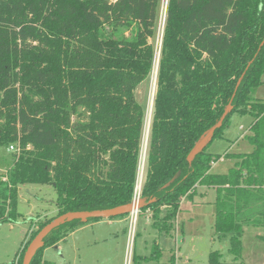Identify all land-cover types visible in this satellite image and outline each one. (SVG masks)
<instances>
[{"label":"trees","instance_id":"trees-1","mask_svg":"<svg viewBox=\"0 0 264 264\" xmlns=\"http://www.w3.org/2000/svg\"><path fill=\"white\" fill-rule=\"evenodd\" d=\"M160 6L161 0H0V147H16L0 174V223L21 217L19 185L49 184L56 191L55 215L37 222L11 264L22 263L28 243L54 217L132 201L146 117L135 93L154 68L149 39ZM263 39L264 0H166L140 210L150 211L160 237H172L181 199L199 185L213 187V233L227 240L232 259L211 250L205 264H261L243 261L241 238L247 228L264 229V102L255 97L264 74ZM233 93L222 125L188 162ZM234 113L252 118V150L209 152ZM221 157L232 158L233 166L211 173ZM101 219L53 229L30 264H54L42 260L45 248ZM161 250L153 243L148 257L132 255V262L177 264L174 254L159 263Z\"/></svg>","mask_w":264,"mask_h":264},{"label":"rangeland","instance_id":"rangeland-1","mask_svg":"<svg viewBox=\"0 0 264 264\" xmlns=\"http://www.w3.org/2000/svg\"><path fill=\"white\" fill-rule=\"evenodd\" d=\"M166 0H161L158 25L155 38L149 39L155 47L160 45ZM157 58V54H156ZM155 70L141 82L137 88L135 97L141 106L145 107V123L142 134V145L139 156L138 182L143 174V157L146 152L147 136L149 129L150 107L155 91ZM264 81V75L262 77ZM261 96L264 101V83L261 84ZM249 115L234 113L229 118V124L224 129L223 138L214 139L209 147V152L223 155L228 150L230 154L249 153L252 145L247 136L249 131ZM15 149L0 147V174L4 175L13 160ZM234 160L230 157L218 159L212 166L211 173L224 174L233 166ZM210 188L199 186L191 198L184 199L176 216V231L174 236H159L151 227V221L146 211L139 209L134 226V238L131 245L127 246V233L129 222L113 225L115 234L97 242L91 238L95 234L107 235L109 226L102 221L93 228L88 227L70 236L65 242H61L57 249L56 244L42 251L43 260L54 264H133L132 255L149 256L153 243L159 242L162 248L159 261H167L171 251L176 252L180 262L205 264L208 253L211 250H220L223 260L231 256L227 253V240L218 241L213 233L215 208ZM211 192V193H210ZM56 191L49 184L26 183L17 189V210L21 217L13 223H0V264H11L18 259V255L27 241L30 232L38 221L54 216ZM150 212V211H149ZM129 217V214H128ZM33 218V220H31ZM256 231V232H255ZM264 236V229L247 228L242 236V259L245 262L264 263V240L256 237V233ZM91 238L90 243L86 241ZM129 254L127 263L126 257ZM139 260V259H138ZM140 261V260H139Z\"/></svg>","mask_w":264,"mask_h":264},{"label":"water","instance_id":"water-1","mask_svg":"<svg viewBox=\"0 0 264 264\" xmlns=\"http://www.w3.org/2000/svg\"><path fill=\"white\" fill-rule=\"evenodd\" d=\"M263 42H264V39L261 42L260 46L263 44ZM242 76L243 75H241L240 78L238 79V81L236 83L235 90L238 87V85L242 79ZM233 96H234V93L231 97V100L226 105V107H225L221 117L218 119V121L211 128H209L206 132H204V134H202L201 137L199 138V140L194 144L193 148L191 149V151L189 152V154L187 156L188 162H191L192 159L194 158V156L198 152H200L211 141L214 131L222 125L223 119L232 109L231 102H232ZM177 175H178V173L175 174V176L170 180V182ZM169 183H167V184H169ZM134 206H135V202L133 203L131 201L127 205L118 206V207H114V208H108V209H102V210H91V211H70V212H66V213H63L61 215L54 217L51 221H49L47 224H45L35 234V236L31 239V241L28 243V245L24 251L21 264H30V262H31L32 258L34 257L36 251L43 246V239L53 229L64 224L65 222L75 220V219H79L81 222H86L90 218L106 219V218L114 217V216H117V215H120L123 213H129L130 210ZM137 206L139 209L142 206V201H141L140 197L137 200Z\"/></svg>","mask_w":264,"mask_h":264},{"label":"crops","instance_id":"crops-1","mask_svg":"<svg viewBox=\"0 0 264 264\" xmlns=\"http://www.w3.org/2000/svg\"><path fill=\"white\" fill-rule=\"evenodd\" d=\"M264 75V74H263ZM263 75L261 76V84L262 83H264V81L262 80V77H263ZM261 84L257 87V89H256V91H255V97L257 98V99H259V100H263V97L261 96ZM264 102V101H263ZM252 122V119L248 122L249 123V125H250V123ZM224 137V136H223ZM229 150V149H228ZM228 150H226V151H224L223 152V155L225 154V153H230ZM225 157H221L220 159H224ZM214 164V163H213ZM213 164L211 165V168H210V172H211V170H212V166H213ZM200 186V185H199ZM199 186H197V187H199ZM196 187V188H197ZM206 187V186H205ZM207 188H210V189H212L211 190V194L212 195H214L215 196V189L213 188V187H207ZM191 198V197H190ZM184 199H188V198H182L181 199V202L184 200ZM181 204V203H180ZM143 212V211H142ZM146 212L148 213V215L150 216V212H149V210H146ZM55 215V214H54ZM128 214L127 215H125V216H123V217H117V218H106V219H101V220H98V221H94V222H89V223H87V224H85V225H83V226H80L79 228H77V229H75V230H73V231H71L68 235H67V237H65L63 240H61V241H59L57 244H56V246H57V249H58V247L60 246V244H61V242H65L66 241V239L67 238H69L70 236H74L75 234H77L78 232H80V231H83L84 229H87L88 227H91V228H93L95 225H97L98 223H100V222H102V221H106V224L109 226V231H108V233H107V235H100L99 233H97V234H95V232L93 231V234H92V236H91V238H94L97 242H99V241H103V240H105L106 239V237L105 236H107V237H110V235H112V234H115V230L113 229V225H115V224H117V223H122V222H127L128 221ZM149 219H150V217H149ZM150 221H151V219H150ZM152 227V226H151ZM154 229V228H153ZM155 230V229H154ZM124 233H127V235H128V228H127V230H126V228L124 227ZM91 238L89 237V236H87V238H86V241L88 242V243H90V240H91ZM154 243H158L159 245H160V243L159 242H154ZM47 248H45L44 249V251L46 250ZM43 251V252H44ZM151 253V252H150ZM171 254H174V256H175V262L178 264V263H183V262H180L179 261V258L177 257V255H176V252L174 253V251L172 252L171 251ZM150 255V254H149ZM161 255V254H160ZM171 256V255H170ZM143 257H148L147 255H145V256H143ZM159 258H160V256H159ZM159 258H158V262L159 263H165V262H167V261H159ZM170 258V257H169ZM232 259V257L230 258H228L227 260L228 261H230ZM42 260H43V258H42Z\"/></svg>","mask_w":264,"mask_h":264},{"label":"built area","instance_id":"built-area-1","mask_svg":"<svg viewBox=\"0 0 264 264\" xmlns=\"http://www.w3.org/2000/svg\"><path fill=\"white\" fill-rule=\"evenodd\" d=\"M159 47H160V45H159ZM159 47L156 46L157 58H155L154 68H153V71L155 70V75H156V70H157V63H158V56H159ZM9 149L10 150H13V149L16 150V147L14 145H10L9 146ZM143 161H144V157H143ZM143 164H144V162H143ZM138 175H137V180H136V184H135V188H134V193H133V198H132V202L133 203L135 202V206L128 213L129 214V218H128L129 225H128V235H127V238H128L127 239V246L128 247L131 245L132 240L134 238V226H135L136 217H137L138 212H139V208L137 206V200L140 197L142 174H141V177L139 179V182H138ZM128 255L129 254H127V257H126L127 263L129 261V256Z\"/></svg>","mask_w":264,"mask_h":264}]
</instances>
